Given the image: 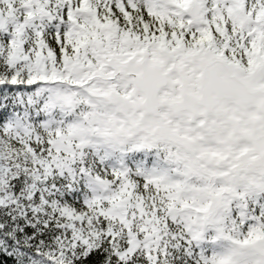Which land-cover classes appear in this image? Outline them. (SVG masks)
<instances>
[{"label":"snow or ice","instance_id":"1","mask_svg":"<svg viewBox=\"0 0 264 264\" xmlns=\"http://www.w3.org/2000/svg\"><path fill=\"white\" fill-rule=\"evenodd\" d=\"M0 264H264V0H0Z\"/></svg>","mask_w":264,"mask_h":264}]
</instances>
